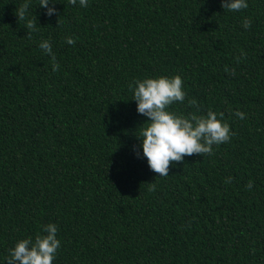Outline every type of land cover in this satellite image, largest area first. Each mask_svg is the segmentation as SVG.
Here are the masks:
<instances>
[{
	"label": "trees",
	"instance_id": "obj_1",
	"mask_svg": "<svg viewBox=\"0 0 264 264\" xmlns=\"http://www.w3.org/2000/svg\"><path fill=\"white\" fill-rule=\"evenodd\" d=\"M25 2L0 0V264L48 223L52 264H264V0ZM176 74L169 109L223 112L232 135L159 176L129 85Z\"/></svg>",
	"mask_w": 264,
	"mask_h": 264
},
{
	"label": "clouds",
	"instance_id": "obj_2",
	"mask_svg": "<svg viewBox=\"0 0 264 264\" xmlns=\"http://www.w3.org/2000/svg\"><path fill=\"white\" fill-rule=\"evenodd\" d=\"M56 2L57 0H39V5L44 9L45 15L51 16L57 11L54 7ZM88 2L89 0H78L82 8H86ZM70 3L76 4L77 0H70ZM248 6V0H221V7L229 11H239ZM28 9L29 3L26 0L17 13L20 19H24ZM250 26L251 20L244 18L242 27L248 29ZM27 27L33 29L34 25L29 22ZM66 43L71 45L74 40L67 37ZM39 47L55 61L48 40L41 41ZM58 67V63L54 62L53 71ZM182 83L181 76L176 74L145 76L129 85L133 91L132 99L136 102V111L147 117L142 123L139 135H136L140 141L142 156L146 158L149 168L159 176L168 175L170 162L182 161L185 156L193 154H210L213 145L229 141L232 135L223 112L209 110L206 114L183 115L169 109L174 102L184 101L186 93ZM234 115L243 119L245 113L236 110ZM133 151L137 152L135 148ZM137 155L141 153L137 152ZM225 182H230V178ZM56 233L57 227L54 223L43 225L35 237L17 240L8 249L5 261L7 264H52L60 247Z\"/></svg>",
	"mask_w": 264,
	"mask_h": 264
}]
</instances>
